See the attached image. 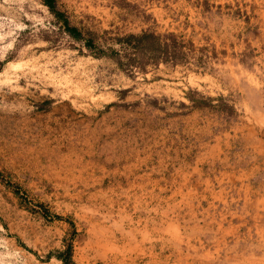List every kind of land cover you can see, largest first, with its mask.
<instances>
[{
  "label": "rangeland",
  "instance_id": "rangeland-1",
  "mask_svg": "<svg viewBox=\"0 0 264 264\" xmlns=\"http://www.w3.org/2000/svg\"><path fill=\"white\" fill-rule=\"evenodd\" d=\"M51 2L91 48L0 0V264H264V0Z\"/></svg>",
  "mask_w": 264,
  "mask_h": 264
},
{
  "label": "trees",
  "instance_id": "trees-1",
  "mask_svg": "<svg viewBox=\"0 0 264 264\" xmlns=\"http://www.w3.org/2000/svg\"><path fill=\"white\" fill-rule=\"evenodd\" d=\"M43 3L53 12L54 16L56 17V19L58 21L61 22L63 28L68 32L70 33L73 37L77 38V39H80L83 41L84 45L88 48H91L90 46L92 45V42H91V36L89 35H84L78 28L76 27H73V26H68V23L65 19V16L62 12H59V11H56L54 8H53V5H52V2L51 0H42ZM146 38H149L150 40L154 41L156 38L151 35V34H147V33H142L141 35L139 36H126L125 38L123 39H120V41L124 44H127V43H133L134 45H139L141 44V42L146 39ZM60 257H62V264H75L73 262H71L69 260V257H68V252L66 251V253L63 254H59Z\"/></svg>",
  "mask_w": 264,
  "mask_h": 264
}]
</instances>
